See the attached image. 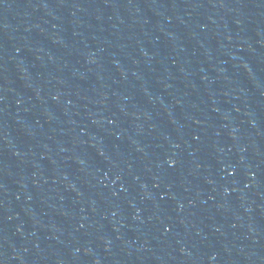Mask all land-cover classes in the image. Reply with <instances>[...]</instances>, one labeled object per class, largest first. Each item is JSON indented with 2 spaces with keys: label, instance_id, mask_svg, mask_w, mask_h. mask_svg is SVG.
I'll list each match as a JSON object with an SVG mask.
<instances>
[{
  "label": "water",
  "instance_id": "obj_1",
  "mask_svg": "<svg viewBox=\"0 0 264 264\" xmlns=\"http://www.w3.org/2000/svg\"><path fill=\"white\" fill-rule=\"evenodd\" d=\"M0 264H264V0H0Z\"/></svg>",
  "mask_w": 264,
  "mask_h": 264
}]
</instances>
